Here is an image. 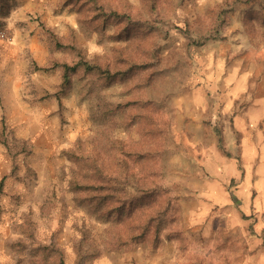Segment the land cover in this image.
Returning a JSON list of instances; mask_svg holds the SVG:
<instances>
[{
    "label": "rangeland",
    "instance_id": "rangeland-1",
    "mask_svg": "<svg viewBox=\"0 0 264 264\" xmlns=\"http://www.w3.org/2000/svg\"><path fill=\"white\" fill-rule=\"evenodd\" d=\"M145 101L170 119L172 211L135 240L159 209L111 211L137 174L114 161L102 204L82 158L139 146ZM213 142L222 177L204 165ZM59 260L264 264V0H0V264Z\"/></svg>",
    "mask_w": 264,
    "mask_h": 264
},
{
    "label": "trees",
    "instance_id": "trees-1",
    "mask_svg": "<svg viewBox=\"0 0 264 264\" xmlns=\"http://www.w3.org/2000/svg\"><path fill=\"white\" fill-rule=\"evenodd\" d=\"M65 74L63 81V89L69 84L71 75L70 71L74 70L69 65H64ZM110 75V71L104 72ZM142 110L138 114L139 122L141 123V143L139 146H125V144H118L115 142L108 148H115L119 153L118 158H112L109 162L108 159L102 158L100 155L85 156L82 158L87 170L89 169L94 177L97 178L96 183L87 185L86 188L96 191V198L99 203H105L108 205L114 204V196L116 185L121 184L122 174L124 179H129L137 174V177H133L135 180V187H137V197H134L131 201H122L120 205L113 209L111 213L117 211L121 213L128 210L131 215L135 211H144L146 207L150 210L158 208L156 218L151 215H146L143 223L137 222L133 227L135 230H141L138 239H144L155 223L154 232L155 236H158L160 232V224L163 221L162 218H167V214L172 211V204L168 199L163 200L166 191L163 188V184L160 181L159 173L161 172V160L165 152L166 135L168 134L169 117L161 109L157 108L150 101H145L142 104ZM222 138H220V146ZM222 150L225 148L222 146ZM230 156V155H228ZM116 161V166H119L123 171L121 174L113 173L111 171V164ZM116 171V170H115ZM97 184V185H95ZM147 209L145 212L149 211ZM134 238V237H133ZM156 239V238H155ZM58 264H64L63 260H59Z\"/></svg>",
    "mask_w": 264,
    "mask_h": 264
},
{
    "label": "crops",
    "instance_id": "crops-1",
    "mask_svg": "<svg viewBox=\"0 0 264 264\" xmlns=\"http://www.w3.org/2000/svg\"><path fill=\"white\" fill-rule=\"evenodd\" d=\"M194 137V136H193ZM192 138V137H191ZM202 142V140H200ZM198 144V143H197ZM203 145L205 144H200V147H203ZM212 147H210V149L208 151H204V154H203V157H204V165L209 168H212V170L214 171L213 173L214 174H217L219 175L220 177L223 176V170L221 168V165H223L224 163H226L227 159L226 157H224V155L221 153V151L219 150L218 148V143H215L213 142L212 143ZM206 153V154H205ZM206 155V156H205ZM215 159L216 161H213V159ZM212 162V165H210V163ZM207 167V168H208ZM194 176L197 177V173H192ZM207 193L210 194L212 200H214V198H218V194H215V197H214V193H212V189H204ZM205 191H202V193H205ZM220 199V198H219Z\"/></svg>",
    "mask_w": 264,
    "mask_h": 264
}]
</instances>
